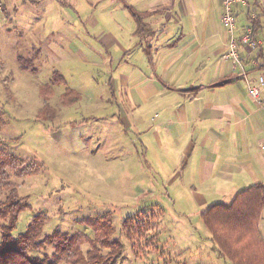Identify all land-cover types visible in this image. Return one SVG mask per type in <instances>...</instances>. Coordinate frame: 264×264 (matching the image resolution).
<instances>
[{"label":"rangeland","instance_id":"obj_1","mask_svg":"<svg viewBox=\"0 0 264 264\" xmlns=\"http://www.w3.org/2000/svg\"><path fill=\"white\" fill-rule=\"evenodd\" d=\"M120 4L119 0H0V100L6 113L0 151L40 166L37 175L13 178L30 207L20 214L12 236L18 238L35 216L43 214L38 241L56 230L69 235L87 232L92 237L82 220L106 217L116 230L114 238L125 244L116 264H232L218 253L201 218L212 204H230L229 196L208 198V204L199 205L186 196L181 181L170 183L165 170L153 172L151 160L136 142V130H127L129 126L120 121L122 95L138 103L134 91L120 85L119 42L126 35L129 39L132 30ZM222 12L219 29L227 34ZM56 71L66 80L54 84L50 99L58 116L41 121L37 113L44 99L39 88L52 84ZM67 87L82 95L70 107L60 103ZM125 156L130 158L126 174ZM169 159L173 160L171 154ZM129 218L146 226L147 237L127 238L122 228L126 221L130 226ZM88 249L85 243L84 252ZM54 251L46 246L28 253L52 259Z\"/></svg>","mask_w":264,"mask_h":264},{"label":"crops","instance_id":"obj_2","mask_svg":"<svg viewBox=\"0 0 264 264\" xmlns=\"http://www.w3.org/2000/svg\"><path fill=\"white\" fill-rule=\"evenodd\" d=\"M119 1L132 27L130 38L119 42L120 85L138 101L122 95L119 117L136 130L153 172L165 170L170 183L181 181L199 205L220 196L231 203L238 192L264 184V68L258 67L264 0H247L236 10L238 35L257 22L253 46L239 47L237 67L225 58L230 33L219 29L222 0ZM131 9L142 12L140 22ZM250 87L259 89L258 99ZM129 159H123L125 174ZM260 231L264 236V209Z\"/></svg>","mask_w":264,"mask_h":264},{"label":"trees","instance_id":"obj_3","mask_svg":"<svg viewBox=\"0 0 264 264\" xmlns=\"http://www.w3.org/2000/svg\"><path fill=\"white\" fill-rule=\"evenodd\" d=\"M131 14L138 21L144 16L142 12L134 9H131ZM256 24V20H252V40L257 32ZM258 67L263 69L264 62ZM57 82L66 83L59 71L54 73L52 84L40 86L39 94L44 99V104L37 113L38 120H56L58 111L50 103V99L55 95L54 87ZM81 97L79 91L67 87L60 96V103L70 107L75 105ZM4 107L0 100V130L6 115ZM39 171L40 166L36 162H26L4 150L0 151V230L2 231L0 264H59L61 262L116 264L122 259L125 244L121 239L114 238L116 230L106 217L82 220V223L88 225L93 231L92 237L87 232L69 235L56 230L38 241L44 226L43 214L35 216L27 231L18 238L12 236L20 214L30 207L28 196L19 195V185L13 178L37 175ZM263 209L264 184L257 183L238 192L230 204L212 205L201 214L205 226L212 234L218 253L232 264H264V236L260 231ZM126 222L122 231L126 232L129 240L134 241L136 234L143 236L148 233L146 226L143 223L138 224L135 218H129L130 226ZM156 238L154 234L152 236L154 243L157 241ZM85 243L89 244L86 252L83 250ZM134 243L133 246L136 248L137 245ZM46 246L54 247L52 259L39 255L31 256L28 253L30 249L37 250Z\"/></svg>","mask_w":264,"mask_h":264},{"label":"built area","instance_id":"obj_4","mask_svg":"<svg viewBox=\"0 0 264 264\" xmlns=\"http://www.w3.org/2000/svg\"><path fill=\"white\" fill-rule=\"evenodd\" d=\"M246 2L247 0H222V22L230 33V39L225 58L231 59L234 67H237L241 64L239 55L240 45L245 44L253 46V42L251 39V27L246 28L245 32L242 35H238L236 10L240 5L246 4ZM260 81L261 83L264 82L263 77L260 79ZM249 93L256 99H258L260 96V91L257 87H250Z\"/></svg>","mask_w":264,"mask_h":264}]
</instances>
